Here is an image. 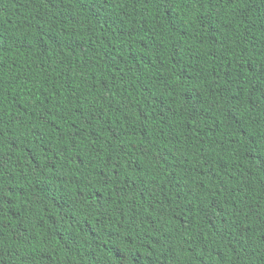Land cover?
Instances as JSON below:
<instances>
[{
	"label": "trees",
	"instance_id": "trees-1",
	"mask_svg": "<svg viewBox=\"0 0 264 264\" xmlns=\"http://www.w3.org/2000/svg\"><path fill=\"white\" fill-rule=\"evenodd\" d=\"M0 264H264V0H0Z\"/></svg>",
	"mask_w": 264,
	"mask_h": 264
},
{
	"label": "bare ground",
	"instance_id": "bare-ground-1",
	"mask_svg": "<svg viewBox=\"0 0 264 264\" xmlns=\"http://www.w3.org/2000/svg\"><path fill=\"white\" fill-rule=\"evenodd\" d=\"M39 106V105H38ZM45 112V111H44ZM60 134V133H59Z\"/></svg>",
	"mask_w": 264,
	"mask_h": 264
}]
</instances>
